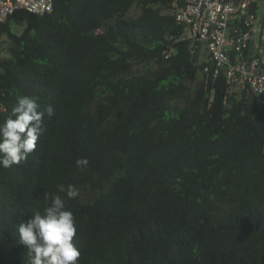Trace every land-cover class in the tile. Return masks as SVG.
Masks as SVG:
<instances>
[{
    "label": "trees",
    "instance_id": "16d2710c",
    "mask_svg": "<svg viewBox=\"0 0 264 264\" xmlns=\"http://www.w3.org/2000/svg\"><path fill=\"white\" fill-rule=\"evenodd\" d=\"M184 3L54 0L1 22L0 122L21 95L54 115L0 167V264H27L19 224L69 183L78 264H264V95L230 88Z\"/></svg>",
    "mask_w": 264,
    "mask_h": 264
},
{
    "label": "built area",
    "instance_id": "2783aa9c",
    "mask_svg": "<svg viewBox=\"0 0 264 264\" xmlns=\"http://www.w3.org/2000/svg\"><path fill=\"white\" fill-rule=\"evenodd\" d=\"M262 2L185 0L174 10L177 21L186 24L188 36L205 44L207 59L225 70L230 88L260 96L264 95V35L258 11ZM53 8L54 0H0V36L1 22L17 9L43 14ZM248 48L251 53L246 55ZM173 50L165 51V56Z\"/></svg>",
    "mask_w": 264,
    "mask_h": 264
},
{
    "label": "clouds",
    "instance_id": "9594fccd",
    "mask_svg": "<svg viewBox=\"0 0 264 264\" xmlns=\"http://www.w3.org/2000/svg\"><path fill=\"white\" fill-rule=\"evenodd\" d=\"M53 115V106L42 108L38 97L17 96L8 117L0 122V167L8 169L25 161L45 131V117ZM88 164L85 157L76 160L81 171ZM79 195L71 183L58 184L55 193L45 190L43 211L19 224V243L27 249V264H78L80 251L74 243L77 225L74 214L66 208L65 198L77 199Z\"/></svg>",
    "mask_w": 264,
    "mask_h": 264
},
{
    "label": "rangeland",
    "instance_id": "374dc122",
    "mask_svg": "<svg viewBox=\"0 0 264 264\" xmlns=\"http://www.w3.org/2000/svg\"><path fill=\"white\" fill-rule=\"evenodd\" d=\"M259 13H260V15H261V17L263 16L264 17V0H263V2L260 4V6H259ZM139 12V8H137V7H134L133 8V10L130 12V15H134L135 13H138ZM15 30H19V27H17V28H15ZM21 31V30H20ZM19 31V32H20ZM0 54H4V51H0ZM82 193H83V195L85 196V197H90L91 196V194H92V192H91V190H89L88 188H83L82 190Z\"/></svg>",
    "mask_w": 264,
    "mask_h": 264
},
{
    "label": "crops",
    "instance_id": "0c3cea01",
    "mask_svg": "<svg viewBox=\"0 0 264 264\" xmlns=\"http://www.w3.org/2000/svg\"><path fill=\"white\" fill-rule=\"evenodd\" d=\"M260 14V13H259Z\"/></svg>",
    "mask_w": 264,
    "mask_h": 264
}]
</instances>
